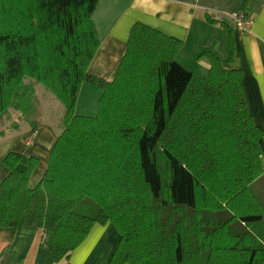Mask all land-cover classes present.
Masks as SVG:
<instances>
[{"label":"trees","instance_id":"16d2710c","mask_svg":"<svg viewBox=\"0 0 264 264\" xmlns=\"http://www.w3.org/2000/svg\"><path fill=\"white\" fill-rule=\"evenodd\" d=\"M97 2L0 0V117L27 111L34 92L26 78L64 108L35 187L36 158L4 157L0 228L12 240L22 228L41 229L52 264L106 222L120 236L108 264H264V206L250 190L262 175L264 133L248 111L242 72L225 68L212 44L193 54L209 65L197 76L176 61L180 41L135 24L113 80L92 76ZM219 22L232 64V27ZM83 84L100 94L94 116L75 115ZM87 203L94 218L77 211Z\"/></svg>","mask_w":264,"mask_h":264},{"label":"crops","instance_id":"0c3cea01","mask_svg":"<svg viewBox=\"0 0 264 264\" xmlns=\"http://www.w3.org/2000/svg\"><path fill=\"white\" fill-rule=\"evenodd\" d=\"M245 0H98L92 14L100 45L88 66V73L105 81H112L118 65L126 51L131 28L142 24L182 43L176 61L197 76H206L209 65L205 59L194 61L193 54L202 47L215 45L225 68H235L242 72V88L248 111L254 124L264 133V0H248L242 13L251 18L249 30L236 28L228 14L238 11ZM214 20V21H212ZM219 20L232 27L234 45L233 63L225 62L229 50L225 31ZM186 66H189L188 68ZM34 98L38 107L50 104L43 92ZM87 85V84H83ZM81 86V93L94 94L91 104L100 97L90 86ZM64 109V108H63ZM12 114L17 123H10L0 129V182L6 177L4 157L16 152L33 157L38 164L28 180V187H35L43 178L49 153L63 131V124L48 122L50 115L43 110L39 119H26L19 110ZM11 109L8 110L7 115ZM97 111V110H96ZM6 115V114H5ZM6 115V116H7ZM27 122V129L20 131L19 123ZM34 132L29 135L32 124ZM12 130V131H11ZM264 177V156L261 159ZM43 233L38 228H22L15 240L10 229L0 228V264H52L49 251L41 244ZM120 240L115 227L110 222L95 223L85 239L72 252L64 264H108Z\"/></svg>","mask_w":264,"mask_h":264},{"label":"rangeland","instance_id":"374dc122","mask_svg":"<svg viewBox=\"0 0 264 264\" xmlns=\"http://www.w3.org/2000/svg\"><path fill=\"white\" fill-rule=\"evenodd\" d=\"M186 67L188 68L189 66ZM24 84L31 85L34 83L28 78H26ZM83 86L89 87L90 85H83ZM90 88H94V87L90 86ZM35 92L36 95L38 92H43L44 98L48 97L50 100V104L47 105L43 103L39 108L35 99L29 97L27 98L28 102L24 101L23 103V106L25 109H27V111L24 112V110H20L22 117L29 120L32 119L34 121V119H39L40 116L38 112L40 110H43L46 115H50V119L48 120L49 123L51 124L57 123L59 125H62L64 109L63 106L60 104V102L40 84H36ZM93 96L94 94L85 93V91L81 93L79 102L78 103L76 102L75 115L94 116L96 114L97 109L96 107L94 108V104L93 105L91 104ZM96 98L99 99L98 96ZM94 102L97 103L98 101L95 100ZM10 109H11L10 113L8 115L6 113L7 116L3 115L2 117H0V129L1 128L5 129L7 125H9V122L7 120H9L10 123H17V120H14L13 119L14 117H12V114L15 112L14 110L15 108H10ZM27 125H28L27 122L20 121L19 123L20 131L26 130ZM250 190L253 194H255L258 197L259 201L264 206V177L262 175L251 183ZM77 211L82 213L83 215L94 218L97 214V207L94 203H87L85 205H82L80 208H77Z\"/></svg>","mask_w":264,"mask_h":264},{"label":"built area","instance_id":"2783aa9c","mask_svg":"<svg viewBox=\"0 0 264 264\" xmlns=\"http://www.w3.org/2000/svg\"><path fill=\"white\" fill-rule=\"evenodd\" d=\"M228 20L238 29L249 30L252 24L251 18L242 12H233L228 14Z\"/></svg>","mask_w":264,"mask_h":264}]
</instances>
